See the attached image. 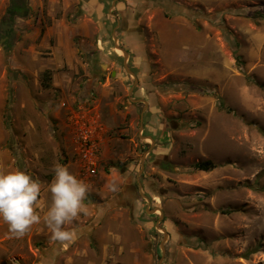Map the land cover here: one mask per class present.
<instances>
[{
    "label": "rangeland",
    "instance_id": "obj_1",
    "mask_svg": "<svg viewBox=\"0 0 264 264\" xmlns=\"http://www.w3.org/2000/svg\"><path fill=\"white\" fill-rule=\"evenodd\" d=\"M120 1L124 15L134 18L132 40L138 47L131 52L121 36L118 42L116 22L108 37L111 33L117 39L112 53L123 56L118 47L127 53L129 72L121 57L114 61L96 46L85 50L80 44L76 58L84 69L70 73V82L80 78L82 97L65 106L80 113L92 111L97 118L95 85H87L86 79L104 82L111 72L113 82L128 79L118 85L117 125L109 132L132 139L131 158L118 161L116 171L131 161L133 204L138 205L133 224L144 229L139 236L141 261L264 264V0H115ZM7 2L0 0V18ZM43 2L41 16L47 18L50 2ZM62 15L57 7L55 16ZM69 15L73 20L74 13ZM20 22L15 21L8 36L0 31V171H25L42 189L54 166L64 163V143L50 135L51 128L58 127L51 112L60 104L55 102L60 91L53 96L49 87L39 85L43 80L51 83L52 72L44 79L34 74L40 56H32L41 50L36 46L39 39L27 40L14 54L15 43L25 35ZM30 43L35 47L25 51ZM138 99L146 107L131 101ZM50 100L54 102L49 107ZM129 123L128 135H121L118 130ZM201 161L214 167L194 170ZM44 240L30 238L28 232L17 237L0 219V264L41 261Z\"/></svg>",
    "mask_w": 264,
    "mask_h": 264
},
{
    "label": "crops",
    "instance_id": "obj_2",
    "mask_svg": "<svg viewBox=\"0 0 264 264\" xmlns=\"http://www.w3.org/2000/svg\"><path fill=\"white\" fill-rule=\"evenodd\" d=\"M46 2H50L46 13L47 18L41 16L43 15V0H27L30 10L28 16L16 19L22 21L20 26L24 29L21 33L25 35L22 40L15 43L13 52L18 54L19 49L27 40L36 41L39 39L36 46H39L41 50L36 51L35 56H32V59H37V55L40 56L39 61L35 62L39 65L35 66L34 74L42 75L44 72H52L50 79L52 82H47L49 88H46L49 89L50 94L60 91L57 100H55L60 104L54 106V111L51 112L52 120L58 126L59 131L57 132V128L52 126L50 135L54 136L55 134L56 138L64 143V152L61 157V161L64 162L63 166L67 167L78 179L85 181L90 186V191L83 201L86 211H82L76 220L65 225L67 230H76L77 238L71 243L61 244L51 238V231L45 222L46 213L51 205L49 185L55 174L45 181L37 209L41 217L40 223L34 224L28 231L30 238L38 235L41 239H45L46 247L39 258L41 261L35 264H51L57 261L60 264H109V262L112 264H144V261H141L143 248L139 244V236L141 233L144 234V229L139 223L133 224V221L136 220H134V216L137 214L138 205L133 204L131 190L133 179L129 172L132 167L131 161L125 164L121 171H116L118 161L125 163L126 159L131 158L129 146L132 139L114 137L109 132L117 125L114 104L117 99L116 95L120 92L118 85L128 79L117 78L113 82L112 76L115 72H111L110 79H105L104 82L96 83L89 78L86 79L87 85H95V94L97 95L95 97L97 101L95 114L97 112L98 121L96 117H92L100 127L99 134L102 132V140L97 152V172L93 177L83 178L86 176L83 175L84 170H82L77 157V148L67 129V120L73 110L65 106V103L71 102L70 99L82 97V94L78 92V87L82 85L80 78L77 83L70 82V73L75 74L79 69H84V65H81L76 58L79 50L77 46L80 47L81 44L85 50L93 49L96 46L98 50L103 51L101 52L103 56L112 58L111 60L114 61L117 60V57H121L122 67H124L126 60L123 59V56L111 52L115 50L117 44L113 39V34L110 33V38L108 34L110 25L116 22V26H119V29L115 30L118 42L119 36H121L125 47L129 46L128 50L134 52V49L138 47L132 40V37L136 35L133 27L134 18L124 15L122 1L115 2L113 0L107 13H105V6L108 4V0H46ZM57 7L63 14L61 18L55 16ZM71 12L74 13V19L68 20V17L71 18L69 15ZM35 15H38L36 21H34ZM37 23L42 26H38ZM33 47L35 44L30 43L24 50L29 51ZM97 52L99 53V51ZM43 55L44 57H42ZM21 67V70H28L22 65ZM63 70H67L69 73H58ZM128 78L131 79L129 75ZM134 82L135 79L132 83L134 84ZM39 85L41 86L40 82ZM41 88L43 87L41 86ZM67 89H70L69 93L72 94L66 96ZM52 102L54 101H48L49 107ZM105 110L107 113L104 116ZM91 113L93 114L92 111ZM91 113L84 114L90 115ZM125 125V129L118 130L121 135L129 133L130 123ZM119 144L124 147H119ZM118 183L122 184L121 188L117 187Z\"/></svg>",
    "mask_w": 264,
    "mask_h": 264
},
{
    "label": "clouds",
    "instance_id": "obj_3",
    "mask_svg": "<svg viewBox=\"0 0 264 264\" xmlns=\"http://www.w3.org/2000/svg\"><path fill=\"white\" fill-rule=\"evenodd\" d=\"M53 171L55 175L49 185L51 205L45 222L53 240L71 243L77 238V232L65 229V225L86 211L83 201L90 186L63 165H55ZM40 194L41 183L25 171H0V219L8 225L10 233L22 237L34 224L40 223L37 211Z\"/></svg>",
    "mask_w": 264,
    "mask_h": 264
},
{
    "label": "built area",
    "instance_id": "obj_4",
    "mask_svg": "<svg viewBox=\"0 0 264 264\" xmlns=\"http://www.w3.org/2000/svg\"><path fill=\"white\" fill-rule=\"evenodd\" d=\"M67 129L77 148V157L87 177L97 172V152L100 146V127L92 114L73 111L67 120Z\"/></svg>",
    "mask_w": 264,
    "mask_h": 264
},
{
    "label": "trees",
    "instance_id": "obj_5",
    "mask_svg": "<svg viewBox=\"0 0 264 264\" xmlns=\"http://www.w3.org/2000/svg\"><path fill=\"white\" fill-rule=\"evenodd\" d=\"M29 7L27 6V0H9L8 6L5 9L4 15L0 20V31L4 34L3 36H8L12 32V27L14 21L17 18H26L29 14ZM260 15V14H258ZM235 61L237 65H242V62L238 56H235ZM46 77V72L41 75V78ZM41 86L43 88L48 87L46 82L41 81ZM214 167V164L210 161H201L193 165L194 170L208 171Z\"/></svg>",
    "mask_w": 264,
    "mask_h": 264
},
{
    "label": "water",
    "instance_id": "obj_6",
    "mask_svg": "<svg viewBox=\"0 0 264 264\" xmlns=\"http://www.w3.org/2000/svg\"><path fill=\"white\" fill-rule=\"evenodd\" d=\"M113 39H114V41L116 42V38L115 37H113ZM116 47H117V45H116ZM118 49L119 50H121L122 51V53H123V59L124 60H126V52L123 50V49H121V48H119L118 47ZM124 68L127 70V68H126V66H125V63H124ZM128 71V70H127ZM129 72V71H128ZM135 79V82H136V78H134ZM135 82H134V85H135ZM133 85V86H134ZM131 94V90H130V92L128 93V95H130ZM131 101H137V102H141V103H143L144 104V106L146 107V102L144 101V100H141V99H138V100H131ZM142 114H143V112L141 113V117H142ZM147 153H145L144 155H146ZM143 169V163H141V167H140V170H142ZM137 184H138V188H139V191L141 192V184L139 183V181H138V178H137ZM152 211V213H154L156 210H151ZM162 218V214H161V212H160V216H159V220ZM162 230V232H163V237H165L166 236V233H165V230L164 229H161ZM163 253H164V251H163V248L161 247V255L163 256ZM161 256V257H162ZM160 262H161V259H160ZM160 262H159V264H160Z\"/></svg>",
    "mask_w": 264,
    "mask_h": 264
}]
</instances>
